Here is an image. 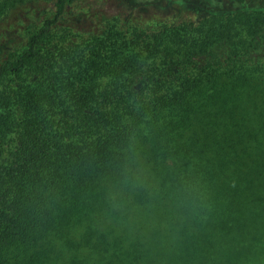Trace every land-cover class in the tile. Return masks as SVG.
<instances>
[{
    "label": "trees",
    "instance_id": "obj_1",
    "mask_svg": "<svg viewBox=\"0 0 264 264\" xmlns=\"http://www.w3.org/2000/svg\"><path fill=\"white\" fill-rule=\"evenodd\" d=\"M77 1L0 0V264H229L264 240V8Z\"/></svg>",
    "mask_w": 264,
    "mask_h": 264
},
{
    "label": "rangeland",
    "instance_id": "obj_2",
    "mask_svg": "<svg viewBox=\"0 0 264 264\" xmlns=\"http://www.w3.org/2000/svg\"><path fill=\"white\" fill-rule=\"evenodd\" d=\"M239 8H264V0H78L67 9L64 19L89 29L96 26L102 16L117 15L123 19H140L141 22L150 19L169 22L181 20L187 15L196 20Z\"/></svg>",
    "mask_w": 264,
    "mask_h": 264
},
{
    "label": "clouds",
    "instance_id": "obj_3",
    "mask_svg": "<svg viewBox=\"0 0 264 264\" xmlns=\"http://www.w3.org/2000/svg\"><path fill=\"white\" fill-rule=\"evenodd\" d=\"M136 157L134 151L129 155V168L134 169ZM182 200L195 203L200 198V193L195 184L185 185L179 193ZM229 264H264V240L253 244L250 249L235 252L230 255Z\"/></svg>",
    "mask_w": 264,
    "mask_h": 264
}]
</instances>
